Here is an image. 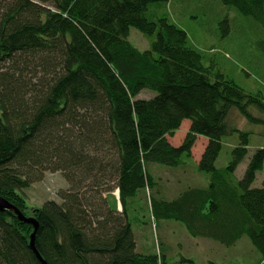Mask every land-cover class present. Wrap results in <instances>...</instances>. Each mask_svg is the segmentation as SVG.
<instances>
[{"label": "trees", "instance_id": "obj_1", "mask_svg": "<svg viewBox=\"0 0 264 264\" xmlns=\"http://www.w3.org/2000/svg\"><path fill=\"white\" fill-rule=\"evenodd\" d=\"M169 1L0 0V195L38 220L35 245L49 264H167L138 249L128 207L139 195L155 218L226 246L248 235L264 256V179L254 184L264 144L237 174L249 132L227 121L237 109L264 124V92L226 76L217 68L224 52L205 51L169 14L151 10ZM218 2L264 24V0ZM219 23L231 30L228 16ZM144 90L153 98H139ZM186 119L187 137L174 146L168 136ZM234 130L241 140L219 167L221 139ZM198 135L209 143L193 163ZM162 166L196 168L209 183L167 198ZM48 169L71 187L62 202L30 207L22 191ZM117 189L123 213L108 200ZM33 230L0 210V264H42L29 244Z\"/></svg>", "mask_w": 264, "mask_h": 264}, {"label": "rangeland", "instance_id": "obj_2", "mask_svg": "<svg viewBox=\"0 0 264 264\" xmlns=\"http://www.w3.org/2000/svg\"><path fill=\"white\" fill-rule=\"evenodd\" d=\"M151 10L159 15L169 14L175 22L189 32L192 41L207 45L206 47L201 45L205 51L224 52L228 57L226 64L225 66L220 64L217 68L226 72V76L233 78L247 90L264 92V24L227 9L218 0H170L162 8L152 7ZM225 16L230 18L231 24V30L227 34L220 31L219 23ZM205 33L206 38H204ZM129 38L140 48H145L147 45L140 33L132 32ZM154 94L153 90H144L138 97L153 98ZM252 110L256 116L260 115L256 109ZM227 121L232 128L249 132V153L237 170V174H241L245 171L249 158L264 144V124L255 123L256 121L253 122L248 117L246 119L237 109L231 110ZM190 126V120H183L179 129L168 136L172 145L179 146L185 141ZM240 138V132L236 130L222 137V149L217 166L229 163L231 149L238 145ZM208 143L207 137L196 136L191 151L193 163L200 160ZM158 175H161V181L165 186L162 193L170 199L190 186L203 187L209 183L207 175L196 168L190 171L180 168L177 171L162 166ZM263 179L264 166L263 170L258 172L254 184L261 186ZM70 187V182L61 171L50 170L41 180L33 182L22 192L27 197L30 207H40L48 199L62 202L64 191ZM111 193L108 194L111 207L123 213V207L121 208L118 198L119 190L117 189L114 194ZM139 196L128 207L129 215L134 222L139 250L163 254L167 264H192V262L196 264H213L214 262L217 264H264L263 254L248 235L242 236L232 246L223 245L217 240L203 236L194 237L180 220L155 218L146 204L141 205ZM96 203L100 201L97 199Z\"/></svg>", "mask_w": 264, "mask_h": 264}, {"label": "water", "instance_id": "obj_3", "mask_svg": "<svg viewBox=\"0 0 264 264\" xmlns=\"http://www.w3.org/2000/svg\"><path fill=\"white\" fill-rule=\"evenodd\" d=\"M0 210H13L15 212V214L18 215L20 220L25 221V222L33 225L34 230L31 234V239H30L29 244H30L31 248L33 249V251L36 253L35 255H37L40 258V260L42 261V264H49L48 261L42 255L41 251L38 249L37 245H35L36 244V233H37L38 228H39L38 220H36L32 216L25 215L24 213H22V211L17 206H15L13 203H11L7 198H5L2 195H0Z\"/></svg>", "mask_w": 264, "mask_h": 264}, {"label": "bare ground", "instance_id": "obj_4", "mask_svg": "<svg viewBox=\"0 0 264 264\" xmlns=\"http://www.w3.org/2000/svg\"><path fill=\"white\" fill-rule=\"evenodd\" d=\"M196 41H199V40H196Z\"/></svg>", "mask_w": 264, "mask_h": 264}]
</instances>
